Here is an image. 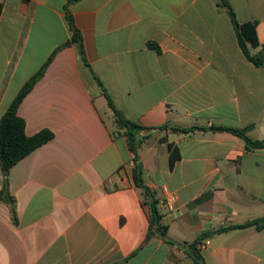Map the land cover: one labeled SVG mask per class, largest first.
I'll return each instance as SVG.
<instances>
[{"label": "crops", "instance_id": "obj_1", "mask_svg": "<svg viewBox=\"0 0 264 264\" xmlns=\"http://www.w3.org/2000/svg\"><path fill=\"white\" fill-rule=\"evenodd\" d=\"M0 2V118L71 40L68 13L89 64L75 43L61 48L18 107L27 136L53 138L10 168L0 264H194V242L206 264H264V228L224 230L264 217V148L218 129L251 126L264 140V67L242 52L220 0ZM228 2L240 24L257 23L250 52H264V0ZM105 93L147 128L143 179L174 244L156 228L148 238V199Z\"/></svg>", "mask_w": 264, "mask_h": 264}, {"label": "trees", "instance_id": "obj_2", "mask_svg": "<svg viewBox=\"0 0 264 264\" xmlns=\"http://www.w3.org/2000/svg\"><path fill=\"white\" fill-rule=\"evenodd\" d=\"M221 5L226 7L232 24L238 39L239 46L246 56V58L256 67H264V52L261 51L257 54H252L249 50L248 44L252 47L260 46L258 41L256 26L257 23H244L240 24L236 18L235 13L232 10L231 5L228 0H220ZM2 11V4L0 2V14ZM68 24L72 31V38L70 41L56 49L50 57L46 60L43 66L39 69V71L34 74L22 87L20 92L14 98L6 112L0 118V172L2 176V188L0 190V198L5 200L8 203H13V198L9 195L8 190V177L9 171L12 166H14L21 159L26 157L32 151L42 146L50 139L53 138V133L50 130H42L33 136H27L25 128L26 123L25 120L18 115V107L26 97V95L33 89L38 80L44 75L46 69L51 64L53 59L55 58L57 52L71 43H75L78 47L79 54L81 56L82 61L85 65L89 66L88 61L85 56V50L83 45V38L80 30L75 24L74 18L69 13L67 14ZM95 79L102 86L99 78L95 76ZM109 107L112 109L116 116V123L118 124L119 129L123 130V134L127 137V142L130 151L132 152L133 161H134V181L136 185L143 189L144 194L148 199V206L150 208L151 220H150V229L148 232V238L152 235V229L156 228L159 235L166 240L167 242L174 244L167 236V226L162 223V216L160 214L158 208V200L155 198L152 191L148 186L145 185L143 179V166L139 158L138 148L141 144V139H139L138 135L145 129L146 127L139 125L137 123L131 122L125 119L121 113L115 108L112 100L109 95L105 93ZM169 125L164 126L163 128H168ZM176 131L188 132L194 131L200 128H191V129H180L173 128ZM221 131H228L238 137H241L246 142L247 150H256L264 148V140H252L247 134L251 129V126H248L243 129H234V128H218ZM170 149V161L173 166L176 160L179 159L180 154L178 148L173 144H169ZM256 227L258 230H262L264 228V217L258 218L252 221H248L242 225H236L234 227H229L224 230H230L233 228H246V227ZM206 235H203L198 241H201L205 238ZM192 248V253L190 256L193 259L194 264H206L204 258L200 255L199 250L196 248V242L190 244Z\"/></svg>", "mask_w": 264, "mask_h": 264}, {"label": "built area", "instance_id": "obj_3", "mask_svg": "<svg viewBox=\"0 0 264 264\" xmlns=\"http://www.w3.org/2000/svg\"><path fill=\"white\" fill-rule=\"evenodd\" d=\"M1 189V188H0Z\"/></svg>", "mask_w": 264, "mask_h": 264}]
</instances>
